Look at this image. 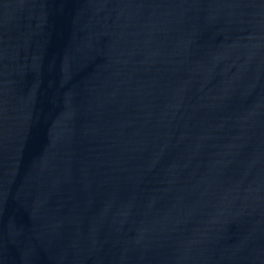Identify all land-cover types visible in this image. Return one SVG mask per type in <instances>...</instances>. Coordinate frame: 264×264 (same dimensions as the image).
I'll list each match as a JSON object with an SVG mask.
<instances>
[{"label": "water", "instance_id": "water-1", "mask_svg": "<svg viewBox=\"0 0 264 264\" xmlns=\"http://www.w3.org/2000/svg\"><path fill=\"white\" fill-rule=\"evenodd\" d=\"M0 264H264V0H0Z\"/></svg>", "mask_w": 264, "mask_h": 264}]
</instances>
